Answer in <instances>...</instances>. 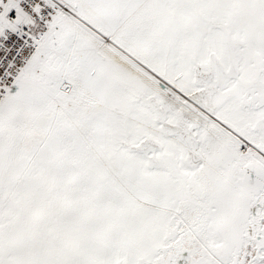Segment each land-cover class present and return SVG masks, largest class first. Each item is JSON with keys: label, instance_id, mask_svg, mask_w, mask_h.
<instances>
[{"label": "snow or ice", "instance_id": "6c2138e0", "mask_svg": "<svg viewBox=\"0 0 264 264\" xmlns=\"http://www.w3.org/2000/svg\"><path fill=\"white\" fill-rule=\"evenodd\" d=\"M0 264H264V0H0Z\"/></svg>", "mask_w": 264, "mask_h": 264}]
</instances>
